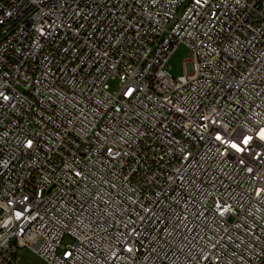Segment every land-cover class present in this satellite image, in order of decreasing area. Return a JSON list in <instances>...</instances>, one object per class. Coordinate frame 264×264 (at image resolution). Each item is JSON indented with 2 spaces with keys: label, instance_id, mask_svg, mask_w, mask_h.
Instances as JSON below:
<instances>
[{
  "label": "built area",
  "instance_id": "obj_1",
  "mask_svg": "<svg viewBox=\"0 0 264 264\" xmlns=\"http://www.w3.org/2000/svg\"><path fill=\"white\" fill-rule=\"evenodd\" d=\"M22 250L264 264V0H0V264Z\"/></svg>",
  "mask_w": 264,
  "mask_h": 264
},
{
  "label": "rangeland",
  "instance_id": "obj_2",
  "mask_svg": "<svg viewBox=\"0 0 264 264\" xmlns=\"http://www.w3.org/2000/svg\"><path fill=\"white\" fill-rule=\"evenodd\" d=\"M188 50L184 46H179L172 56L170 57L167 69L172 77H177L182 75V62L189 61ZM108 91L112 94L116 93L118 90V81L110 80L107 84ZM67 241V240H66ZM18 264H44V262L33 255L28 250H22L20 253V261Z\"/></svg>",
  "mask_w": 264,
  "mask_h": 264
},
{
  "label": "snow or ice",
  "instance_id": "obj_3",
  "mask_svg": "<svg viewBox=\"0 0 264 264\" xmlns=\"http://www.w3.org/2000/svg\"><path fill=\"white\" fill-rule=\"evenodd\" d=\"M217 139H219V137H217ZM245 143H247V140H245ZM235 147V145H233Z\"/></svg>",
  "mask_w": 264,
  "mask_h": 264
}]
</instances>
